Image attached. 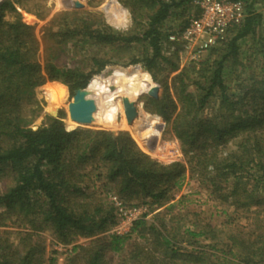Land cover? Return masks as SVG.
Segmentation results:
<instances>
[{"label": "trees", "instance_id": "16d2710c", "mask_svg": "<svg viewBox=\"0 0 264 264\" xmlns=\"http://www.w3.org/2000/svg\"><path fill=\"white\" fill-rule=\"evenodd\" d=\"M119 1L132 16L128 32L91 19H96L92 13L78 22L70 19L78 11L60 12L52 19L58 27L66 22L62 29H51L54 46L74 42L71 46L79 45L86 56L90 52L87 69L59 65L53 52L43 65L36 28L18 8L32 10L26 5L30 0L0 4V176L11 171L14 181L0 194V207L24 213L35 230L49 229L64 244L89 239L68 251L65 264H219L217 259L221 264H264L261 0H232L244 4V20L210 48L215 58L183 68V43L169 37L182 33L189 19L179 28L169 22L187 13L195 0ZM8 14L14 19L7 20ZM248 38L258 58V66L249 72L241 61L242 41ZM116 64L141 65L161 85L163 94L147 96L145 108L164 119L166 133L179 140L185 162L164 164L151 158L127 131L73 130L68 123L66 127L64 113L50 116L36 130L31 127L42 112L37 87L60 82L66 85L65 96L69 89L74 97ZM187 173L212 199L247 213L251 229L200 224L182 231V215L167 221L159 212L152 222L136 220L127 235L108 234L117 210L103 194L114 192L123 203L161 206L173 198ZM200 238L217 243L202 245ZM38 247L17 252L9 244L0 245V264H57L56 257L48 262L44 248Z\"/></svg>", "mask_w": 264, "mask_h": 264}, {"label": "rangeland", "instance_id": "374dc122", "mask_svg": "<svg viewBox=\"0 0 264 264\" xmlns=\"http://www.w3.org/2000/svg\"><path fill=\"white\" fill-rule=\"evenodd\" d=\"M80 1L84 4V7L80 9H75L68 0H30L26 5L31 7L32 10H27V8L24 10L18 6L19 11L24 16V20L36 28V33L41 43L39 61L43 65H45L49 53L51 52L55 53L57 63L62 66L87 69L91 65L88 61L90 52H88V56H86V52H83L79 45V47L77 46L78 48L71 46L74 45V42H71L66 48L63 46H54V42L49 38L51 29H62L65 27L66 23L64 22L63 26L60 25L58 27V23L52 22V19L57 13L78 11L80 13L79 15L71 16L70 18L74 22L86 19V17H88L87 14L92 13L96 19L93 17L91 19L99 22L104 20L106 24L121 32H128L133 26L132 16L129 9H127L119 0ZM257 10L264 15V0H261L260 3H258ZM197 12L195 5H192L187 13L183 16L176 17V19L174 18L169 22V25H172L174 28H179V25L183 23V21L195 16ZM6 19L13 20V14H8ZM60 21L62 20H59V22ZM262 32H264V24L262 26ZM253 46L254 41L250 38L242 41L243 54L241 56V61L247 66L246 69H248V72L249 69L258 66L257 55L252 52ZM86 51H88V49ZM209 57H216L215 54H211L210 49L201 55L196 62H203ZM179 60L181 68L194 62L186 54L182 55ZM249 66L251 67L249 68ZM240 69H242V67H240ZM121 71H124L122 74L125 76L122 75V77H118V72ZM147 72L148 71L141 65H131L126 67L121 64H116L108 66L101 74L96 75L91 81V83L93 82L92 85L90 83L88 86L89 88L91 85L86 98L96 103L97 111L94 114L93 123L88 126L81 125L71 119L70 104L74 101V97L71 96L68 87L66 97L65 89L63 87V85L66 86L65 84L60 82H47L46 84L37 87L35 90L37 100L42 106V112L32 123L31 127L36 130L45 126L48 123L50 116L61 118V113H64V118L62 119L65 122L66 127L68 123L73 130L77 128H91L105 129L116 133L119 131L129 132L139 147L151 158L157 160L155 156L148 152V148L151 147L155 149L160 141L171 140V135L166 133L167 127L164 119L159 115L148 112L145 108L147 96H150L148 91L152 87L159 86V95L161 96L163 94V88L161 85L155 82L152 75ZM114 74L115 78H113ZM100 78H102V80L99 81ZM116 87L123 88V96L112 98L111 90ZM142 90L144 93L135 99L136 94ZM124 98H128L131 102H134L138 109L139 114L131 124L129 123L126 114ZM181 162H185V156H183ZM13 185L14 181L11 171L0 176V194L11 188ZM103 196L108 197L109 201H114V197L118 198L114 192L103 194ZM125 204L130 205L128 203ZM147 205L149 206L150 215L149 218L146 219L150 222L155 219V215L159 212L165 215L167 221L171 219L172 215H182L184 217L182 224H186L183 226L182 231H184L185 228L196 230L200 227V224L212 225L217 229L232 228L235 231H249L251 229V222L248 219L249 215L247 213L237 212L234 207L221 204L212 199L208 190L203 188L197 178L192 177L190 173H187L180 181V185L173 193L172 199L161 206ZM28 219L29 218H27L24 213L18 211L9 213L4 208L0 207V245L9 244L17 252H23V250L29 245L36 247L39 246L38 249L43 247L47 260L51 257H56L58 260L57 264H65L68 259V251H63L65 250V247L68 246L71 248L75 244H85L89 240L85 237H79L74 243L64 244L60 242L57 236H55L49 229H43L40 231L35 230L28 222ZM29 233L34 236L28 237L27 234ZM203 239L204 238H200V243L202 245L210 243L214 245L217 243V241H204L205 239ZM222 241L227 242L226 239H223ZM60 244L63 246H60ZM216 261L221 264V260L217 259ZM48 264H51V262Z\"/></svg>", "mask_w": 264, "mask_h": 264}, {"label": "built area", "instance_id": "2783aa9c", "mask_svg": "<svg viewBox=\"0 0 264 264\" xmlns=\"http://www.w3.org/2000/svg\"><path fill=\"white\" fill-rule=\"evenodd\" d=\"M194 5L198 12L189 19L188 26L182 33L171 34L169 38L171 41L183 43L180 57L186 54L191 60L196 61L212 46L225 40L231 27L244 20L245 6L240 1L232 0H195ZM148 152L164 164L181 162L184 156L176 138L160 141L155 149L149 147ZM113 202L117 207V220L108 234L127 235L136 220L149 218L147 204L127 205L116 197ZM71 249L72 247L67 246L63 251Z\"/></svg>", "mask_w": 264, "mask_h": 264}, {"label": "water", "instance_id": "95a60500", "mask_svg": "<svg viewBox=\"0 0 264 264\" xmlns=\"http://www.w3.org/2000/svg\"><path fill=\"white\" fill-rule=\"evenodd\" d=\"M4 0H0V4ZM69 3L75 8L80 9L84 7V4L80 0H68ZM114 91L115 89L112 88ZM160 88L159 86L152 87L148 94L151 97L159 98ZM88 91L87 89L78 90L74 96V101L70 104V116L71 118L81 125H91L94 121V114L97 111V105L94 101L87 100ZM124 104L126 109V114L129 120V123L133 121L138 116V109L134 102H131L128 98H124ZM114 134H117L114 132Z\"/></svg>", "mask_w": 264, "mask_h": 264}, {"label": "bare ground", "instance_id": "6f19581e", "mask_svg": "<svg viewBox=\"0 0 264 264\" xmlns=\"http://www.w3.org/2000/svg\"><path fill=\"white\" fill-rule=\"evenodd\" d=\"M122 73H124V71H121V72H118V77H122V75H124V74H122ZM125 76V75H124ZM113 78H115V74L113 75ZM100 80H102V78H100L99 79V81ZM115 90L113 91V90H111V97L112 98H118V97H121V96H123V88L122 87H116V88H114ZM144 93V91L142 90V91H140L138 94H136V96H135V99H137L140 95H142ZM88 100V99H87Z\"/></svg>", "mask_w": 264, "mask_h": 264}]
</instances>
